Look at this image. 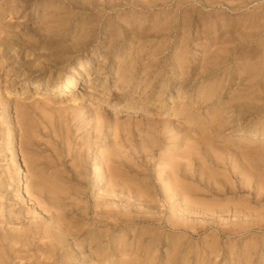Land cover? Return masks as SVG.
<instances>
[{
    "label": "rangeland",
    "instance_id": "rangeland-1",
    "mask_svg": "<svg viewBox=\"0 0 264 264\" xmlns=\"http://www.w3.org/2000/svg\"><path fill=\"white\" fill-rule=\"evenodd\" d=\"M26 1L0 0V235L44 234L10 264H264V0Z\"/></svg>",
    "mask_w": 264,
    "mask_h": 264
},
{
    "label": "bare ground",
    "instance_id": "bare-ground-1",
    "mask_svg": "<svg viewBox=\"0 0 264 264\" xmlns=\"http://www.w3.org/2000/svg\"><path fill=\"white\" fill-rule=\"evenodd\" d=\"M29 1L30 0L26 1V3H28ZM35 1L44 2V3H42V8L44 10H49V9L57 7V5L55 3L57 0H35ZM59 1H68L69 10L62 15L50 13L52 16V20H50V24L54 22L53 18L61 17L64 20L69 21L71 19V17H76L78 12L94 11L97 7L102 5L101 3L97 5L94 0H59ZM6 2L9 3V0H6ZM135 2H136V3H134L135 5L140 6L143 9L144 8L150 9V8L158 7V5L161 4L159 2V0H135ZM39 5H41V4L39 3ZM229 6L231 7V9L240 8V5L231 4V3L229 4ZM178 7H179V4L174 3V8L177 9ZM142 15H143V13H141L139 16H142ZM178 19L179 18L177 17V18L172 19L169 22V26H171L170 30H172V28L177 29V27H178L177 20ZM181 22L184 25L189 24V22H187L184 17L181 19ZM69 24H70V22H69ZM94 24H95V21H93V20H90L88 22L87 21L84 22L83 26L80 28V32H78V35L80 36L81 40H86V39L88 40V39H92V38L96 37L95 34L93 33L94 32ZM78 26L79 25L77 24L76 27H78ZM49 28L48 29H41L40 30L41 34L38 37H42V36L43 37H51L52 40L57 41V39L55 38V35L57 33L54 32L55 30H50ZM261 30L264 31V24H262ZM50 33H53V34L51 35ZM68 35L70 36V35H72V33H69ZM244 39H246L247 41H250V39H252V38L245 37ZM71 47L73 48L75 46H71ZM176 71L181 72V74L187 73L186 67H184L182 65L179 66L177 64H175L173 73H176ZM69 87H70L69 81H66L65 85H62L60 88H57V89L51 88L50 86L44 87V86H41V84L39 83V84H36L34 91H35V94H38V93L41 94L42 90H45V92L49 91V93H50L49 96H51V97H60V96L64 97V94L69 91ZM24 94H25V92H22V95H24ZM118 109H122V107L118 106ZM9 116H11V115H9ZM258 137H260V135H258L257 133H253V132L247 133V139H249V138L254 139V138H258ZM18 163H19L18 171L22 174L23 180L27 179L25 169L23 168V163L22 162H18ZM98 168L99 167L96 166L95 171H97ZM42 177H44L42 174H40V173L36 174V176L34 178V182H32L30 188L27 189V192L24 194V196L27 198L28 201L34 200L35 202L46 201L43 198L44 194L47 195L46 199L58 200L60 192L53 188L55 186L53 184V180L46 181ZM43 180L46 181V185H45V182ZM5 185H6L5 180L0 177V187H5ZM38 210H40V212L42 214L45 213V211H44L45 209H43V208H40ZM27 229L28 230H26L25 232L21 231L20 233H18L17 236L14 234L12 236L13 237L12 238L13 244H12V246H9V247H8V244L5 243L6 241L8 242V237H6V236L2 237L0 235V264H10V260L12 262L13 259L21 258V252H23L22 249H24L22 247V245L28 246L31 243L32 239H37L41 236V234H44V233H40V232H42V222L39 224L35 223L33 225H30V227ZM46 235L49 236V232H47Z\"/></svg>",
    "mask_w": 264,
    "mask_h": 264
}]
</instances>
